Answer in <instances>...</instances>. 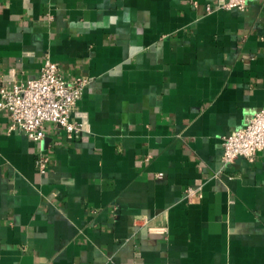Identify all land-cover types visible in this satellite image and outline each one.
<instances>
[{
    "label": "crops",
    "instance_id": "0c3cea01",
    "mask_svg": "<svg viewBox=\"0 0 264 264\" xmlns=\"http://www.w3.org/2000/svg\"><path fill=\"white\" fill-rule=\"evenodd\" d=\"M223 1L0 0V84L89 80L77 138L0 112V264H264V150L221 161L264 105V0Z\"/></svg>",
    "mask_w": 264,
    "mask_h": 264
},
{
    "label": "built area",
    "instance_id": "2783aa9c",
    "mask_svg": "<svg viewBox=\"0 0 264 264\" xmlns=\"http://www.w3.org/2000/svg\"><path fill=\"white\" fill-rule=\"evenodd\" d=\"M250 1L254 0H224L220 7L242 10ZM88 82L85 76L64 78L58 63L46 57L37 77L0 84V112L7 113L9 130H18L32 141L39 142L44 138L46 122L55 124L68 138H77L83 125L72 116V112ZM262 150L264 105L223 138L221 161L227 164L238 157L253 160ZM47 162L48 157L39 153L35 159L36 169L44 173ZM193 192L191 188L186 190L188 196ZM147 230L165 233L166 227L148 224Z\"/></svg>",
    "mask_w": 264,
    "mask_h": 264
}]
</instances>
